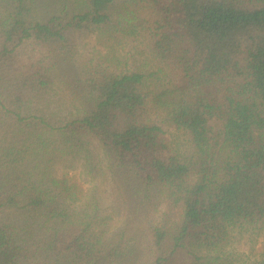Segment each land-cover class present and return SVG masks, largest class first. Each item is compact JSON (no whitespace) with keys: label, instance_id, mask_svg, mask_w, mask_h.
I'll use <instances>...</instances> for the list:
<instances>
[{"label":"trees","instance_id":"trees-1","mask_svg":"<svg viewBox=\"0 0 264 264\" xmlns=\"http://www.w3.org/2000/svg\"><path fill=\"white\" fill-rule=\"evenodd\" d=\"M0 264H264V0H0Z\"/></svg>","mask_w":264,"mask_h":264},{"label":"rangeland","instance_id":"rangeland-1","mask_svg":"<svg viewBox=\"0 0 264 264\" xmlns=\"http://www.w3.org/2000/svg\"><path fill=\"white\" fill-rule=\"evenodd\" d=\"M249 5L251 6V5H253V4H252V3H249ZM249 5H248V6H249Z\"/></svg>","mask_w":264,"mask_h":264}]
</instances>
